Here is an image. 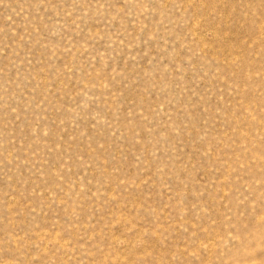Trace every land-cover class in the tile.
I'll return each instance as SVG.
<instances>
[{"label": "rangeland", "instance_id": "obj_1", "mask_svg": "<svg viewBox=\"0 0 264 264\" xmlns=\"http://www.w3.org/2000/svg\"><path fill=\"white\" fill-rule=\"evenodd\" d=\"M0 264H264V0H0Z\"/></svg>", "mask_w": 264, "mask_h": 264}]
</instances>
